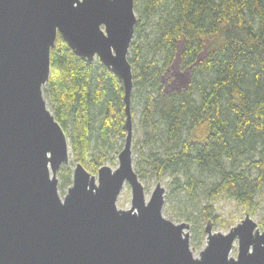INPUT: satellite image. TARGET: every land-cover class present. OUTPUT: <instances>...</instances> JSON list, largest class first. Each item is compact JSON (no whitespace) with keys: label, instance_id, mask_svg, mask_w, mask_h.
Instances as JSON below:
<instances>
[{"label":"water","instance_id":"1","mask_svg":"<svg viewBox=\"0 0 264 264\" xmlns=\"http://www.w3.org/2000/svg\"><path fill=\"white\" fill-rule=\"evenodd\" d=\"M136 23L134 0H0V264H264V231L248 212L226 234L207 221L194 257L189 225L162 216L159 182L145 201L131 157L128 54ZM58 36L117 78L125 114L117 168L94 175L76 163L63 199L57 173L70 161L69 142L42 93ZM125 184L131 206L121 210Z\"/></svg>","mask_w":264,"mask_h":264},{"label":"trees","instance_id":"2","mask_svg":"<svg viewBox=\"0 0 264 264\" xmlns=\"http://www.w3.org/2000/svg\"><path fill=\"white\" fill-rule=\"evenodd\" d=\"M134 12L128 62L130 109L131 102L139 109V181L171 178L173 194L183 192L206 223L218 219L214 198L253 215L264 192V0H134ZM181 75L187 82L175 87ZM42 93L73 158L57 173L63 192L75 163L95 173L117 156L123 93L98 59L84 62L60 36ZM198 217L191 230L199 239Z\"/></svg>","mask_w":264,"mask_h":264},{"label":"rangeland","instance_id":"3","mask_svg":"<svg viewBox=\"0 0 264 264\" xmlns=\"http://www.w3.org/2000/svg\"><path fill=\"white\" fill-rule=\"evenodd\" d=\"M135 16L137 18L136 14ZM174 74L177 75L178 71L175 70ZM185 82H186V77L181 75L179 77H176V82L173 85L179 88L183 86ZM44 100L48 108V102L45 98ZM130 110H131V120H132V142H131L132 168L133 171L136 172L137 167L135 165V161L137 160L139 156V151L141 149L140 144L137 143V141L141 138V132L138 127L139 109L138 107L133 108V104L131 102ZM124 139L125 136L123 138V144H124ZM123 144L121 145V148H119V150L117 151L118 153L122 150ZM117 156H115V158L113 157V162L112 163L108 162L106 166H109L112 169L117 168L118 166ZM69 159L73 162L70 146H69ZM86 170L94 175H96L97 173V172L94 173L88 169ZM158 182L165 190L164 193L165 202L162 208V216L174 224L187 223L189 225V229L186 230L185 232L189 236L190 250L193 256L197 257L198 253L204 248L205 245V237L201 236L198 239L194 237V234L191 230L192 219L194 217H198L199 215L197 207L190 202L189 198L183 192H178V193L174 192L173 194L172 192L173 188H171L169 185L171 182V178L165 176L160 180H157L155 177L149 174L146 175L145 179L141 181L145 189L146 202L149 201L151 193ZM67 189L68 187L65 188L63 192L58 190L61 199H63V197L67 194ZM200 202H201V206H204V204H206V201H204L203 199H201ZM255 204H256L255 213L250 216L252 220L258 225L259 230L262 232L264 231V192L257 200H255ZM130 206H131V190L130 187L127 184H125L116 201V207L117 209L128 210ZM212 213L213 216H216L218 218L216 221H213V231L219 232L221 234H226L230 228L238 225L244 219L245 216V212L242 206L237 204L234 200L227 198H214L212 204ZM198 222H200L203 230V228L206 225L205 224L206 220H202L199 218ZM237 252H238V246H237V242L235 241L230 256L236 258Z\"/></svg>","mask_w":264,"mask_h":264}]
</instances>
